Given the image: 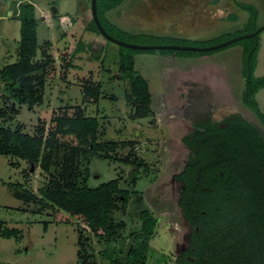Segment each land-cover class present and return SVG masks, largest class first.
Returning a JSON list of instances; mask_svg holds the SVG:
<instances>
[{
	"label": "rangeland",
	"instance_id": "rangeland-1",
	"mask_svg": "<svg viewBox=\"0 0 264 264\" xmlns=\"http://www.w3.org/2000/svg\"><path fill=\"white\" fill-rule=\"evenodd\" d=\"M19 3L35 6L37 62L41 65L45 55H52L55 71L45 78L41 102L33 106L14 103L13 111L8 108L7 88L0 78V111L8 116L7 121L0 117V126L33 134L44 122L47 129L51 117L65 106H82L85 115L96 116L100 141L127 142L125 148L118 144L109 151L112 159L93 156L89 162L88 185L117 178L119 187L129 191L126 209L114 210L118 237L110 246L125 250L131 234L140 230L139 212L147 209L158 218L156 234L145 243L147 264H175L188 231L177 206L178 183L171 181L188 154L181 145L187 130L182 122V95L190 84L196 88L206 85L215 102L214 119L239 115L254 123L264 137L258 119L241 102L243 45L253 36L213 51L124 47L105 38L93 23L94 30H85L92 17L91 0H0V69L17 59L20 21L15 15ZM98 15L111 36L128 43L206 47L254 31V22L257 27L262 25L264 0H125L108 14L99 4ZM258 35L253 74L263 76L264 29ZM80 39L83 50L74 53ZM48 41L51 44H45ZM63 55L69 57L68 68L63 67ZM154 55L162 56L155 61ZM122 56L132 60L125 67L131 65L148 83L147 115L138 116L139 106L125 99L128 81L122 77ZM97 87L100 98L95 102L84 90ZM256 98L264 112V88ZM63 153L60 149V159ZM58 168L54 162L51 173ZM49 179V171L0 155V263L82 264L83 257L93 255L99 263L108 264L97 254L103 243L84 225L54 221L47 211L35 214V205L18 197L22 190L40 197L39 191ZM7 230L14 231L9 238L2 236Z\"/></svg>",
	"mask_w": 264,
	"mask_h": 264
},
{
	"label": "trees",
	"instance_id": "trees-1",
	"mask_svg": "<svg viewBox=\"0 0 264 264\" xmlns=\"http://www.w3.org/2000/svg\"><path fill=\"white\" fill-rule=\"evenodd\" d=\"M124 1L96 0L97 16L103 27L98 15L99 4L108 14ZM15 16L20 21L17 59L0 69V78L7 88L5 99L11 111L15 109L14 103L33 106L41 102L45 78L55 71L52 55H45L41 65L37 62L35 6L19 3ZM91 23L98 31L92 17L86 22L85 30H94ZM256 28L254 22L252 30ZM258 34L243 45L245 84L241 102L254 113L264 131V112L256 98L257 92L264 88V75L253 74L260 46ZM81 50L80 39L74 53ZM62 57L63 67L68 68L69 57ZM130 59L122 56L120 63L122 77L128 81L125 99L139 106L138 116L147 115L148 83L131 65L125 67L127 60L132 64ZM98 90V87L85 89L84 94L96 102L100 98ZM62 108L60 114L51 117L47 129L44 122L33 134L0 126V155L20 158L29 163V167L50 173V179L39 191L40 197L23 190L18 197L34 204L32 212L35 214L47 211L54 221L84 225L97 242L103 243L104 247L97 254L107 259L108 264H147L145 243L156 234L158 218L147 209L141 210L140 230L131 234L126 249L112 248L110 243L118 237L113 213L116 209H126L129 191L119 187L117 178L97 186L88 185L87 180L91 157L112 159L109 151L115 150L118 144L119 148H125L127 142L103 143L99 140L96 116L85 115L82 106ZM0 117L8 120L6 111H0ZM194 137L203 141L197 146L187 170L176 175L184 183L177 206L191 232L188 247L175 256V264H264V138L252 123L239 115H235L225 128H216L214 132L195 130L182 141L192 145ZM134 148L138 149V145ZM60 149L64 151L61 159ZM126 156L125 161L130 158L129 154ZM54 162L59 168L53 174ZM13 233L7 230L2 236L9 238ZM82 260V264H101L93 255Z\"/></svg>",
	"mask_w": 264,
	"mask_h": 264
},
{
	"label": "flooded vegetation",
	"instance_id": "flooded-vegetation-1",
	"mask_svg": "<svg viewBox=\"0 0 264 264\" xmlns=\"http://www.w3.org/2000/svg\"><path fill=\"white\" fill-rule=\"evenodd\" d=\"M190 85L191 87H188L187 91L182 95V97L185 98V102L183 103V112H182L184 118L182 119L183 120L182 122L184 123V126H186L187 130L185 131L184 135L181 137V145L183 146L184 149L187 150L188 154H186V157L184 159V162L180 170L174 173L171 177L172 183L174 182L178 183V187H179L178 188L179 189L178 198H179V194L181 190L184 188V183L180 181L176 175L180 172L187 170V165L190 163V159H193L195 156L194 153H195V150H197L196 149L197 146L199 145L201 141H203L202 139L194 137L193 141L191 142L192 145L191 144L189 145L187 143H184L182 141V138L184 136H188L190 133H194L195 130H200L203 132L209 130V131L214 132L216 128L217 129L225 128L229 126V121L231 119H234V116H235V114H229V115H224L219 120L214 119L212 108L215 106V102H214V99L212 97V94L210 92L211 90L209 89V87L205 85L204 87L196 88L195 86H193V84H190ZM179 97H181V95ZM240 118L247 122H250L249 120L241 116ZM185 119H187V122L185 121ZM252 124L256 127L254 123ZM186 225L188 227L187 242H186L185 247H183L179 251V253H177V255L185 252V250L188 247L191 228L188 226L187 223Z\"/></svg>",
	"mask_w": 264,
	"mask_h": 264
},
{
	"label": "water",
	"instance_id": "water-1",
	"mask_svg": "<svg viewBox=\"0 0 264 264\" xmlns=\"http://www.w3.org/2000/svg\"><path fill=\"white\" fill-rule=\"evenodd\" d=\"M91 15L93 18L94 23L97 26L98 31L108 40L119 44V45H123L126 47H132V48H139V49H189V50H196V51H210V50H215L217 48H221L223 46H226L228 44H231L239 39L248 37V36H255L259 31H261L262 29H264V23L262 25H260L259 27H257L254 31L249 32V33H243L237 36H234L232 38H229L225 41H222L220 43L211 45V46H206V47H197V46H190V45H178V44H154V45H136V44H132V43H128L125 41H122L118 38H115L113 36H111L105 29L104 27L101 25L98 16H97V9H96V0H91Z\"/></svg>",
	"mask_w": 264,
	"mask_h": 264
},
{
	"label": "crops",
	"instance_id": "crops-1",
	"mask_svg": "<svg viewBox=\"0 0 264 264\" xmlns=\"http://www.w3.org/2000/svg\"><path fill=\"white\" fill-rule=\"evenodd\" d=\"M85 8L87 9V7H85ZM90 11H91V10H90ZM161 56H162V55H158L157 57H158V58H161ZM163 56H164V55H163ZM154 57L156 58L155 61H157L158 59H157L156 55H154ZM142 76H143V75H142Z\"/></svg>",
	"mask_w": 264,
	"mask_h": 264
}]
</instances>
